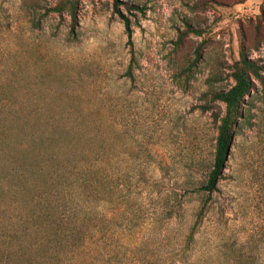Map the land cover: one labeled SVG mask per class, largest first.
<instances>
[{
    "label": "rangeland",
    "instance_id": "1",
    "mask_svg": "<svg viewBox=\"0 0 264 264\" xmlns=\"http://www.w3.org/2000/svg\"><path fill=\"white\" fill-rule=\"evenodd\" d=\"M243 49L262 80L185 252ZM153 261L264 264V0H0V264Z\"/></svg>",
    "mask_w": 264,
    "mask_h": 264
},
{
    "label": "trees",
    "instance_id": "2",
    "mask_svg": "<svg viewBox=\"0 0 264 264\" xmlns=\"http://www.w3.org/2000/svg\"><path fill=\"white\" fill-rule=\"evenodd\" d=\"M60 8L57 7L55 9L56 12H60ZM73 19L76 18L74 8L70 10ZM128 38L131 42L132 32L130 29V24L126 23ZM191 32H196V34H202L200 31H195L193 29H187L186 33L180 34L179 42H182L184 37ZM196 51V58L192 66H197V64L202 60V53L201 47ZM132 52L131 63L128 67L127 76L130 78L133 77V71L138 66V62L136 59V55ZM192 66L187 67L183 70V74L190 73L192 70ZM261 67L249 56L246 55L244 49L240 53L239 61H236L233 66L232 78L235 82L234 86H232L229 90L222 91V90H212L208 92L205 96L208 99L207 105L203 106L204 112H212V116L214 121L217 123V138L215 143V153L213 159V165L211 171L208 175V180L206 184L200 189L204 193L208 195V198L204 201L201 209L199 210L197 220L193 227L191 228L189 234L185 239V252H188L192 249V246L195 243V236L198 231L200 222L203 220L204 216L206 215V209L210 202V198L214 192L217 190L218 183L222 178L224 171L226 170L227 162L229 161L231 150L233 147V142L236 136L237 130L240 129L241 123L244 120V105L246 98L252 93L255 85H254V78L261 79L260 75ZM182 78V74H178L175 77V80H180ZM222 103L225 105V114L222 115V112L214 111L212 107L214 104ZM91 139L92 137L89 136ZM98 152L97 148H89L88 150H84V154H87L90 157L89 164L84 166V171L80 173L79 176H84L83 174H87V177H84V189L94 187L98 184L97 176L100 171V167L97 162V158L95 154ZM94 155V157H92ZM78 176V177H79ZM87 178V179H86ZM78 184L79 179H78ZM81 186V185H80ZM62 228V227H60ZM145 264H167V262L157 263L153 261V263H145Z\"/></svg>",
    "mask_w": 264,
    "mask_h": 264
}]
</instances>
